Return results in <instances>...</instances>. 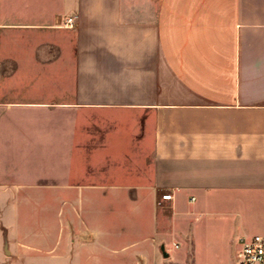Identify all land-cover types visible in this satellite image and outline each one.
I'll return each instance as SVG.
<instances>
[{
    "label": "crops",
    "instance_id": "0c3cea01",
    "mask_svg": "<svg viewBox=\"0 0 264 264\" xmlns=\"http://www.w3.org/2000/svg\"><path fill=\"white\" fill-rule=\"evenodd\" d=\"M250 230L264 0H0V264H221Z\"/></svg>",
    "mask_w": 264,
    "mask_h": 264
},
{
    "label": "built area",
    "instance_id": "2783aa9c",
    "mask_svg": "<svg viewBox=\"0 0 264 264\" xmlns=\"http://www.w3.org/2000/svg\"><path fill=\"white\" fill-rule=\"evenodd\" d=\"M78 20L77 15H71L66 18L64 27L73 29ZM171 194H164L160 201H171ZM160 205V202L158 203ZM174 248H178L176 244ZM237 264H264V236L253 235L250 237H240L238 240V249L236 251Z\"/></svg>",
    "mask_w": 264,
    "mask_h": 264
},
{
    "label": "rangeland",
    "instance_id": "374dc122",
    "mask_svg": "<svg viewBox=\"0 0 264 264\" xmlns=\"http://www.w3.org/2000/svg\"><path fill=\"white\" fill-rule=\"evenodd\" d=\"M14 167H16L17 170L22 169L23 171L26 170H38V167L35 164L38 163H31V162H21L20 159H16L14 161ZM13 167V168H14ZM15 169V168H14ZM256 230H250L249 233L252 235L255 234H261L264 235L261 232H255ZM238 249V245L237 243H235V245L231 246H227L226 250L224 251V257L221 258V264H237V259H236V251ZM177 252L181 253L183 252V248L181 247L180 250H178ZM209 260V259H208ZM209 262V261H208ZM220 262V261H219ZM164 264H193L192 259L189 257L186 260H182V259H175L173 261L170 262H164Z\"/></svg>",
    "mask_w": 264,
    "mask_h": 264
},
{
    "label": "water",
    "instance_id": "95a60500",
    "mask_svg": "<svg viewBox=\"0 0 264 264\" xmlns=\"http://www.w3.org/2000/svg\"><path fill=\"white\" fill-rule=\"evenodd\" d=\"M160 250H161V252H162L163 257H164V258H167L168 255H167V253H166L165 250H164V246H161V247H160Z\"/></svg>",
    "mask_w": 264,
    "mask_h": 264
}]
</instances>
